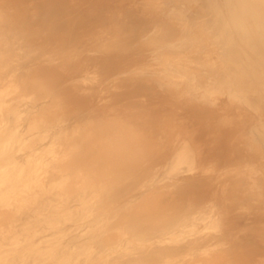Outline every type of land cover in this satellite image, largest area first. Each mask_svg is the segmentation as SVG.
Here are the masks:
<instances>
[{
  "label": "rangeland",
  "instance_id": "1",
  "mask_svg": "<svg viewBox=\"0 0 264 264\" xmlns=\"http://www.w3.org/2000/svg\"><path fill=\"white\" fill-rule=\"evenodd\" d=\"M222 1L0 0V164L53 144L69 183L0 206L7 264H264V95Z\"/></svg>",
  "mask_w": 264,
  "mask_h": 264
},
{
  "label": "bare ground",
  "instance_id": "2",
  "mask_svg": "<svg viewBox=\"0 0 264 264\" xmlns=\"http://www.w3.org/2000/svg\"><path fill=\"white\" fill-rule=\"evenodd\" d=\"M222 1V0H221ZM229 6L230 4L234 5V2H232V0H229ZM223 2V1H222ZM228 2V0H224V3ZM236 3V2H235ZM237 3L239 4L238 7H235L233 8V17L231 18L232 19V22H233V26L236 27V29H233L236 33H237V37H238V40L240 43L242 42V48H240L239 46V49L238 50V47L236 51L238 52H242L243 54H246L248 56V59H249V63L248 65L250 64V67H252V71L251 69L249 71L253 72L254 75H255V80L257 81V83H259L260 85V92L261 94L264 95V38L260 39L259 41L257 42H254V43H246L245 42V37L244 35H242V33H244V30L248 27H251V26H255L257 29L260 28L261 25H264V14L261 12L260 14V11L250 5V3H245L243 6L240 5V0H237ZM223 5V4H222ZM220 5V6H222ZM231 5V7H232ZM237 6V4H235ZM224 6V5H223ZM224 8V7H223ZM262 8V7H261ZM264 9V8H263ZM224 12H226L224 10ZM229 12V11H227ZM226 14V13H225ZM206 15V14H205ZM213 15H214V18H215V14H214V11H213ZM218 15V14H217ZM1 18V17H0ZM213 18V17H212ZM216 19V18H215ZM210 20V19H209ZM231 23V22H230ZM195 24V23H194ZM219 24V23H218ZM227 25H228V22H227ZM224 25H222V28H223ZM226 27V26H225ZM229 27V26H228ZM186 28V27H185ZM219 28V27H218ZM217 28V29H218ZM233 28V27H232ZM184 29V28H183ZM187 29V28H186ZM185 29V30H186ZM191 29V28H190ZM193 29V28H192ZM216 29V30H217ZM224 29V28H223ZM230 30V29H229ZM191 31V30H190ZM204 31V30H203ZM222 31V30H220ZM225 31V29H224ZM233 31V32H234ZM206 32V31H205ZM183 33V31H182ZM187 33V32H186ZM221 33V32H220ZM223 33V31H222ZM221 33V34H222ZM189 34V33H188ZM218 34V33H217ZM194 35V34H193ZM220 35V34H218ZM217 35V36H218ZM228 35V34H227ZM225 35V36H227ZM235 35V34H234ZM221 36V35H220ZM219 36V37H220ZM232 37V36H231ZM213 37L211 36V39ZM223 38V37H222ZM236 38V37H235ZM209 39V38H208ZM233 39V38H232ZM237 39V38H236ZM235 39V40H236ZM180 40V39H179ZM222 40V39H221ZM224 40V39H223ZM234 41V40H233ZM232 41V42H233ZM235 43H237L235 41ZM230 44H231V41H230ZM234 44V43H233ZM239 44H237L238 46ZM1 46V45H0ZM230 46V45H229ZM236 44L234 45V48H235ZM2 47V46H1ZM232 48V46H230ZM229 48V49H231ZM233 49V48H232ZM231 50L230 53H231ZM228 50V49H227ZM235 50H233L235 52ZM218 52V51H217ZM226 52V51H225ZM206 53V52H205ZM208 54V53H206ZM236 54V53H235ZM239 54V53H238ZM237 55V54H236ZM235 55V56H236ZM241 55V54H240ZM239 55V56H240ZM2 56H0L1 58ZM3 59V57H2ZM163 59H166V58H163ZM229 59V58H228ZM240 59H241V56H240ZM247 59V58H246ZM251 59V60H250ZM1 60V59H0ZM225 60V58H224ZM237 60V59H236ZM242 60V59H241ZM240 60V61H241ZM243 61V60H242ZM251 62V63H250ZM225 64H227L226 62H224ZM1 64V62H0ZM212 64V63H211ZM242 64V63H241ZM245 64V63H244ZM246 66V64L244 65ZM215 67H218L215 65ZM227 67V66H225ZM228 68V67H227ZM249 68V67H248ZM226 69V68H225ZM225 69L221 70V71H225ZM219 70V69H218ZM241 70V69H240ZM220 71V72H221ZM230 71V70H229ZM218 72V71H217ZM230 73V72H229ZM233 73V72H231ZM216 73H214L213 76H216L215 75ZM220 74V73H219ZM234 74L236 75V73L234 72ZM241 74V73H240ZM246 74V73H245ZM212 75V74H211ZM218 75V73H217ZM227 75V74H226ZM232 74L230 75H227V77L231 76ZM234 75V76H235ZM252 75V76H254ZM2 76V75H1ZM238 76V75H237ZM219 78V76H217ZM215 77V78H217ZM222 77V75H221ZM236 77V76H235ZM242 77V76H241ZM217 78V79H218ZM231 78L232 76L230 77V82H231ZM244 78V77H242ZM241 78V79H242ZM254 78V77H253ZM215 79V80H217ZM233 79H235L234 77L232 78V81H234ZM240 79V80H241ZM180 80V79H179ZM220 80V79H219ZM245 81H248L246 79H244ZM252 79H250L251 81ZM2 81V80H0ZM4 81V80H3ZM6 82V83H5ZM5 82H3L2 84H0V110L3 106V103H4V98H7V97H10V93L12 91V84H13V80H6ZM219 82V81H218ZM226 82H229V81H226ZM232 83V82H231ZM229 83V85L231 84ZM234 83V82H233ZM249 81L246 83L248 85ZM236 84V83H235ZM3 85V86H2ZM211 85V83H210ZM215 85V84H213ZM228 85V86H229ZM246 85V87L248 88V86ZM259 85L257 87H259ZM225 86V85H224ZM222 87V86H221ZM220 87V88H221ZM14 88V87H13ZM19 88V87H18ZM218 88V87H217ZM246 88V89H247ZM253 88V87H252ZM214 89V88H213ZM249 90L251 89L250 87L248 88ZM258 89V88H257ZM252 90V89H251ZM214 91V90H213ZM253 91L254 89L252 90V94L250 97V101H252L251 97L253 96ZM212 92V91H211ZM210 92V93H211ZM15 93V92H14ZM25 93V92H24ZM222 94V93H221ZM21 95V94H20ZM18 95V96H20ZM245 95V93H244ZM247 95V94H246ZM249 95V94H248ZM247 95V96H248ZM258 95V94H257ZM242 97V96H241ZM254 97V96H253ZM12 98V96H11ZM20 98V97H19ZM236 98V97H235ZM239 98V97H238ZM237 98V101H239ZM245 98V97H244ZM257 98V97H256ZM256 98L254 99L253 103L256 104ZM264 98V97H263ZM13 99H16L15 97H13ZM224 99V98H223ZM259 99V98H258ZM31 100V99H30ZM241 100V99H240ZM249 100V99H248ZM222 101V100H221ZM218 102V101H217ZM224 102V101H223ZM226 102V101H225ZM258 102V101H257ZM216 103V102H215ZM246 103V102H245ZM243 103V104H245ZM250 103V102H249ZM253 103H251L253 105ZM261 103V102H260ZM259 103V105H260ZM226 104V103H225ZM242 104V105H243ZM251 104H249L250 106H252ZM258 104V103H257ZM256 104V105H257ZM264 103H262V107ZM9 105V104H8ZM232 105V104H231ZM247 103L245 105L248 106L246 107L247 109L250 107ZM257 105V106H259ZM233 106V105H232ZM255 106V105H254ZM259 106V108H262ZM220 108V107H219ZM231 108V107H229ZM234 108V107H233ZM251 108V107H250ZM255 108V107H254ZM258 108V109H259ZM222 109V108H221ZM220 109V111H221ZM232 109V108H231ZM230 109V110H231ZM263 109V113H264V108ZM262 109L260 111H262ZM11 110V108H10ZM253 111L255 109H252ZM39 111V110H38ZM233 111V110H232ZM231 111V112H232ZM238 111V109H237ZM3 112V111H1ZM250 112V110H249ZM257 112V111H256ZM228 113V112H227ZM251 113V112H250ZM37 114V113H36ZM226 114V113H225ZM258 114V113H257ZM35 115V114H34ZM33 115V116H34ZM38 115H39V112H38ZM229 115V114H228ZM259 115V114H258ZM1 116V115H0ZM4 116V115H3ZM12 116V115H11ZM40 116V115H39ZM225 116V115H224ZM31 117V116H30ZM29 117V119H31ZM255 117V116H254ZM260 117V116H258ZM264 117V116H263ZM261 117L259 120V123L262 124L263 121H261V119L263 118ZM33 119V118H32ZM257 119V118H256ZM231 120V119H230ZM264 120V118L262 119ZM38 122V120L36 121ZM33 123V122H32ZM29 124V123H28ZM32 125V124H31ZM264 125V124H262ZM35 126V124H34ZM37 126V125H36ZM35 126V127H36ZM33 128V127H32ZM34 129V128H33ZM71 129H74V128H71ZM65 130V129H64ZM72 131V130H71ZM71 131L69 133H71ZM236 131V130H235ZM31 132V130H30ZM76 132V131H75ZM234 132V131H233ZM232 132V133H233ZM64 133V132H62ZM74 133V132H73ZM79 133V132H78ZM61 135V134H59ZM73 135V134H72ZM64 136V134H63ZM63 136L61 138V140L63 139ZM66 136V135H65ZM51 137V136H50ZM59 137V136H58ZM52 138V137H51ZM67 138H68V135H67ZM65 139V138H64ZM71 139V138H70ZM59 140V139H57ZM1 141V139H0ZM52 141V140H51ZM60 141V140H59ZM57 141V142H59ZM4 142L6 143V141L4 140ZM3 142V143H4ZM62 142V141H61ZM4 143V144H5ZM8 143V142H7ZM6 143V144H7ZM49 143V142H48ZM52 143L49 144V146L51 145ZM91 144V143H89ZM53 145V144H52ZM52 145L51 147H47L45 152L46 153H42V152H36L32 155H27L26 159L21 163L20 161H17V160H13L11 162H9V164H5L2 165L0 164V206L1 207H7L10 209V207H16V208H20L21 206H24L26 204H30V203H33L35 205H38V200L40 198V193H47L48 191H50L51 189H57L58 192L60 191L62 193V190H64L65 188L69 187V183H63L64 178L61 177L59 174H53L51 171L47 170V166L48 164L45 163L43 160L45 158V155H49V154H52V159H56L59 157V155L57 153H53V151H51L50 149L52 148ZM59 145V143H58ZM61 145V144H60ZM54 146V145H53ZM7 147V146H6ZM67 147V145H66ZM90 147V146H89ZM250 147V146H249ZM62 148V146L60 147ZM110 148V147H109ZM57 149V148H56ZM65 149V147H64ZM250 149V148H249ZM253 149V148H252ZM66 150V149H65ZM251 151V150H250ZM63 153V152H62ZM253 153V152H252ZM1 154V152H0ZM42 154V155H41ZM98 154V153H97ZM70 156V155H69ZM75 157V156H74ZM77 157V156H76ZM99 157V156H98ZM239 157V156H238ZM47 158V157H46ZM235 158V157H234ZM257 158V157H255ZM254 158V159H255ZM51 159V160H52ZM73 159V158H72ZM72 159H70L72 161ZM77 159V158H76ZM236 159V158H235ZM239 159V158H238ZM252 159V158H251ZM50 160V159H49ZM248 160V159H247ZM0 161H2V159H0ZM64 161V160H63ZM257 161V160H256ZM51 162V161H50ZM66 162V161H65ZM110 162V161H109ZM108 163V162H106ZM260 168V167H259ZM56 171V170H55ZM76 174V173H75ZM66 178V177H65ZM68 179V178H67ZM60 181V182H59ZM71 183V182H70ZM66 190V189H65ZM51 192V191H50ZM93 197V196H92ZM82 199V198H81ZM88 199V198H87ZM91 199V198H90ZM93 199V198H92ZM88 201V200H87ZM90 201V200H89ZM88 201V202H89ZM37 202V204H36ZM83 202V201H82ZM92 202V201H91ZM90 205V204H89ZM37 207V206H36ZM90 207V206H89ZM24 208V207H23ZM26 208V207H25ZM138 209V207H136ZM126 209V208H125ZM58 210V209H56ZM86 210V208H85ZM88 212V211H87ZM36 214V212H34ZM129 214V213H127ZM38 215V214H37ZM100 217V216H99ZM119 218V217H118ZM123 218V216H122ZM117 220V218H116ZM105 221V220H104ZM107 221V220H106ZM105 221V222H106ZM125 221V220H124ZM128 221V220H127ZM123 222V221H122ZM107 223V222H106ZM116 223V222H115ZM100 224V223H99ZM100 226V225H99ZM83 227V226H82ZM110 227V226H109ZM99 229V228H98ZM102 229V228H101ZM99 232V231H98ZM110 234V233H109ZM121 234V233H120ZM31 235V234H30ZM10 236V237H9ZM103 236V235H102ZM9 238V239H8ZM26 239H30L29 238V235L28 237H25L24 239H19V234H17L16 231H12V232H9L8 235H1L0 237V264H7L9 263V261L11 260V256H14L17 254V247L20 245V241L21 240H24L26 241ZM9 240V242H8ZM47 241V240H46ZM22 243V242H21ZM8 245H10L9 248H6ZM57 251V250H56ZM20 253V252H19ZM18 253V254H19ZM21 254V253H20ZM92 257V256H91ZM110 257V256H109ZM102 262V261H101ZM100 262V264H101ZM99 264V263H98Z\"/></svg>",
  "mask_w": 264,
  "mask_h": 264
},
{
  "label": "clouds",
  "instance_id": "3",
  "mask_svg": "<svg viewBox=\"0 0 264 264\" xmlns=\"http://www.w3.org/2000/svg\"><path fill=\"white\" fill-rule=\"evenodd\" d=\"M245 3H258L259 6L264 8V0H240L241 6H243ZM228 30V25H226V35ZM242 35H244L246 43L257 42L260 39L264 38V25H261L259 29H257L255 26L248 27L244 30V33H242Z\"/></svg>",
  "mask_w": 264,
  "mask_h": 264
}]
</instances>
